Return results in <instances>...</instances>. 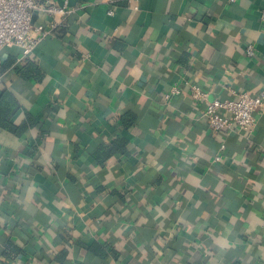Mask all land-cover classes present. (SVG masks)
<instances>
[{
    "label": "crops",
    "instance_id": "obj_1",
    "mask_svg": "<svg viewBox=\"0 0 264 264\" xmlns=\"http://www.w3.org/2000/svg\"><path fill=\"white\" fill-rule=\"evenodd\" d=\"M69 6L0 52V264H264V110L214 133L190 92H261L264 0Z\"/></svg>",
    "mask_w": 264,
    "mask_h": 264
},
{
    "label": "built area",
    "instance_id": "obj_2",
    "mask_svg": "<svg viewBox=\"0 0 264 264\" xmlns=\"http://www.w3.org/2000/svg\"><path fill=\"white\" fill-rule=\"evenodd\" d=\"M73 11L69 0H0V52L13 45L26 54L32 53L44 39L56 36L67 28ZM245 52L247 56H254L253 46H247ZM190 90L194 100L207 102L203 111L204 123L214 133L232 130L251 133L256 126L254 113L264 110V88L256 96L240 92L233 99L212 101L207 100V94L199 86L192 85ZM178 93L179 88L174 87L164 98L168 100ZM224 150L222 143L220 151ZM220 160V155L214 158L216 162Z\"/></svg>",
    "mask_w": 264,
    "mask_h": 264
},
{
    "label": "trees",
    "instance_id": "obj_3",
    "mask_svg": "<svg viewBox=\"0 0 264 264\" xmlns=\"http://www.w3.org/2000/svg\"><path fill=\"white\" fill-rule=\"evenodd\" d=\"M22 71H25V73H27V76H35V71L36 70H29V68L27 70H20V72ZM30 73H33V75H31ZM3 97H5V94L2 95V101L5 102V106H6V99L4 100ZM0 113H1V110H0ZM123 143H122V139L121 138H118L116 139V141L109 147L105 148L104 150H102V153L100 156H102V158L106 157L107 155H109L110 153H112L113 151H121L122 153H125V150H124V146H122ZM96 251L97 249H100L99 246H94Z\"/></svg>",
    "mask_w": 264,
    "mask_h": 264
}]
</instances>
